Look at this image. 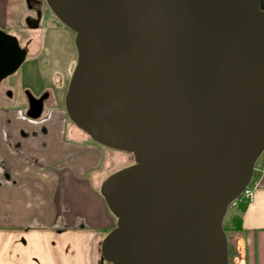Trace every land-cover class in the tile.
I'll return each mask as SVG.
<instances>
[{
    "label": "water",
    "instance_id": "1",
    "mask_svg": "<svg viewBox=\"0 0 264 264\" xmlns=\"http://www.w3.org/2000/svg\"><path fill=\"white\" fill-rule=\"evenodd\" d=\"M44 2L74 34L67 119L133 157L100 186L102 260L229 264L223 220L264 152V0ZM25 58L0 30V83Z\"/></svg>",
    "mask_w": 264,
    "mask_h": 264
},
{
    "label": "crops",
    "instance_id": "2",
    "mask_svg": "<svg viewBox=\"0 0 264 264\" xmlns=\"http://www.w3.org/2000/svg\"><path fill=\"white\" fill-rule=\"evenodd\" d=\"M37 1L0 0V30L28 43L24 34L38 30L44 17ZM5 90H0V264H104L98 247L115 219L99 190L114 173V151L92 142L63 111H49L46 118L45 109L41 119L27 118L26 97L18 103ZM259 171L242 229L231 233L238 264H264V163Z\"/></svg>",
    "mask_w": 264,
    "mask_h": 264
},
{
    "label": "rangeland",
    "instance_id": "3",
    "mask_svg": "<svg viewBox=\"0 0 264 264\" xmlns=\"http://www.w3.org/2000/svg\"><path fill=\"white\" fill-rule=\"evenodd\" d=\"M41 7L43 8L41 14L44 17L40 28L27 31L24 34V37L29 40L27 57L13 75L2 81L1 87L8 90L6 94L8 97L12 96L14 100L22 104L25 103L27 93L38 96L46 90L51 92L53 103L50 106L48 105V108L45 107L46 112H44L47 118L49 111L64 112L63 101L75 65L76 50L74 47V34L58 22L45 3ZM32 18H35V16L32 15ZM18 43L20 47L24 45L23 41L18 40ZM64 116L66 119L65 112ZM112 158L111 172H116L133 164V157L130 154L114 151V157ZM261 163H264V153L257 161L256 171L254 172L255 178H253L251 186L255 184L256 176L260 172L259 169H261ZM111 172L109 173L111 174ZM231 233H225L230 264L234 261L233 257L236 252Z\"/></svg>",
    "mask_w": 264,
    "mask_h": 264
},
{
    "label": "trees",
    "instance_id": "4",
    "mask_svg": "<svg viewBox=\"0 0 264 264\" xmlns=\"http://www.w3.org/2000/svg\"><path fill=\"white\" fill-rule=\"evenodd\" d=\"M28 1H32V0H28ZM37 3L39 5H41L44 3V1L39 0V1H37ZM37 13H39V10L37 11ZM256 164H257V162H256ZM256 164H255V167H256ZM253 178H254V174H253L252 180H253ZM233 205L229 207L227 214L223 220L222 228H223V231L225 233L226 232H240L242 229V216L245 212L247 204H245L244 202H241L238 199L233 203ZM98 252H99V247H98ZM99 255H100V253H99ZM100 259H101V257H100ZM101 261L103 263H105L102 259H101ZM105 264H107V263H105Z\"/></svg>",
    "mask_w": 264,
    "mask_h": 264
},
{
    "label": "flooded vegetation",
    "instance_id": "5",
    "mask_svg": "<svg viewBox=\"0 0 264 264\" xmlns=\"http://www.w3.org/2000/svg\"><path fill=\"white\" fill-rule=\"evenodd\" d=\"M28 45H29V43H25L21 48L22 49H24L25 51H26V57H27V55H28ZM26 59V58H25ZM1 85H2V82L0 83V90H2V89H4V88H2L1 87ZM7 91L8 90H5V94H7ZM29 94H31V93H29ZM52 93L51 92H48L47 90L46 91H43V92H41L38 96H35V95H32L35 99H39V98H41L42 96H44V95H46V99L43 101V103H42V106H43V109H42V113H41V116H40V118L39 119H41L43 116H42V114H43V112H44V110H45V107H47L48 105L50 106V104H52L53 103V99H52V95H51ZM26 107H27V110H28V101H27V97H26ZM27 112V111H26ZM28 118V117H27ZM39 119H37V120H39Z\"/></svg>",
    "mask_w": 264,
    "mask_h": 264
},
{
    "label": "built area",
    "instance_id": "6",
    "mask_svg": "<svg viewBox=\"0 0 264 264\" xmlns=\"http://www.w3.org/2000/svg\"><path fill=\"white\" fill-rule=\"evenodd\" d=\"M264 153V152H263ZM256 171V169H255ZM252 184H249L247 188L243 191V193L238 198L241 202H244L245 204H250L253 202L254 199V191H255V185L251 186ZM233 205V204H232ZM238 252H235V255L233 257V264H238ZM231 263V264H232ZM230 264V262H229Z\"/></svg>",
    "mask_w": 264,
    "mask_h": 264
},
{
    "label": "bare ground",
    "instance_id": "7",
    "mask_svg": "<svg viewBox=\"0 0 264 264\" xmlns=\"http://www.w3.org/2000/svg\"><path fill=\"white\" fill-rule=\"evenodd\" d=\"M251 183H252V181H251ZM238 200V199H237Z\"/></svg>",
    "mask_w": 264,
    "mask_h": 264
}]
</instances>
